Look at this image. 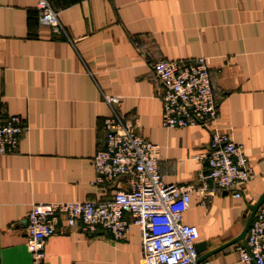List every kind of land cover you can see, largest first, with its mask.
Returning <instances> with one entry per match:
<instances>
[{
  "label": "crops",
  "instance_id": "obj_1",
  "mask_svg": "<svg viewBox=\"0 0 264 264\" xmlns=\"http://www.w3.org/2000/svg\"><path fill=\"white\" fill-rule=\"evenodd\" d=\"M65 35L38 21L36 0H0V120L20 119L16 150L0 155V264H31L24 241L32 204L104 202L126 188L91 186V158L104 142L102 95L157 147L164 183L190 185L182 222L207 253L237 237L264 191V0H47ZM207 61L216 121L163 129L157 60ZM242 146L252 178L239 192L212 191L204 160L210 134ZM264 209V202L260 206ZM45 239L40 264H139V230L124 240L79 224ZM232 244L208 264H242ZM202 253L198 254L199 256Z\"/></svg>",
  "mask_w": 264,
  "mask_h": 264
},
{
  "label": "built area",
  "instance_id": "obj_2",
  "mask_svg": "<svg viewBox=\"0 0 264 264\" xmlns=\"http://www.w3.org/2000/svg\"><path fill=\"white\" fill-rule=\"evenodd\" d=\"M34 9L40 24L54 35H65L47 0H36ZM151 70L162 85L159 122L163 129L209 128L216 121L206 59L157 60ZM101 98L108 115L101 120L104 142L91 158L94 179L90 185H111L123 177L126 188L114 190L104 202L32 204L25 216L24 241L31 264L43 260L45 239L60 229V220L69 229L79 224L87 234L101 229L113 240H124L128 226H136L139 264H208L198 261L196 228L182 222L193 188L164 183L157 170V147L116 114L117 97ZM22 131L17 116L0 120V155L16 150ZM194 159L205 161L207 173L202 180L210 181L212 191H234L232 197L236 199L252 178L242 146L225 135L210 134L206 153ZM236 251L242 264H264L263 208L255 212L244 235V246L238 245Z\"/></svg>",
  "mask_w": 264,
  "mask_h": 264
},
{
  "label": "water",
  "instance_id": "obj_3",
  "mask_svg": "<svg viewBox=\"0 0 264 264\" xmlns=\"http://www.w3.org/2000/svg\"><path fill=\"white\" fill-rule=\"evenodd\" d=\"M207 183L210 184V181L207 180ZM263 202H264V191L259 195L256 202L253 205L248 207L249 214H248V217L246 218V220L244 221L243 228H242L240 234L237 237H235L234 239H232L231 241L224 243L223 245H221V246L217 247L216 249H213L207 253H202L205 249L204 243H196L195 244L196 252L198 254L202 253V255H200L198 257V261L206 260L211 254H213L219 250H222V249H224V248H226L232 244H235V243H240L242 246H244V235L246 233V230L250 226L251 220H252L255 212L262 205Z\"/></svg>",
  "mask_w": 264,
  "mask_h": 264
}]
</instances>
